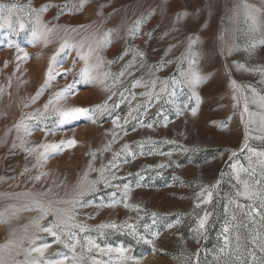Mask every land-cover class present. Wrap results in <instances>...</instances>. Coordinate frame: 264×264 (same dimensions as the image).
I'll return each mask as SVG.
<instances>
[{"label": "rangeland", "instance_id": "374dc122", "mask_svg": "<svg viewBox=\"0 0 264 264\" xmlns=\"http://www.w3.org/2000/svg\"><path fill=\"white\" fill-rule=\"evenodd\" d=\"M0 4L16 5L11 13L7 8L0 13L3 264H43L44 259L63 256L72 264V249L40 230L53 223L60 225L54 230L64 241L79 240L75 248L76 256L82 257L79 264H120L118 253L87 251L89 239L100 248L130 249L127 254L139 264H264V221L255 216L254 223L245 214L251 201L236 196L243 186L232 168L237 166L240 180L264 181V156L259 155L264 139L256 138L264 137V108L259 106L264 97V0H0ZM44 6L47 11L39 12ZM46 28L53 29L46 34L47 43L44 37L34 39L33 31ZM64 43L70 47L60 50ZM90 49L92 79L85 80L78 52ZM54 55L53 78L33 102ZM192 72L206 78L195 88L199 101L188 83ZM67 85L74 94L57 101L55 94ZM49 99L53 104L45 110ZM105 103L107 111L96 108ZM70 107L92 111L61 122L57 109ZM194 107L196 116L191 115ZM33 115L38 119L29 118ZM21 121L27 130L15 127ZM70 139L77 144L68 146ZM46 143L60 147L45 152L40 145ZM109 144L111 149L105 151ZM125 144L132 156L121 151ZM91 152L96 153L94 160ZM116 152L120 156L113 161ZM90 162L96 171L89 170ZM102 166H107L108 186L99 183L75 207L61 202L76 199L84 172L95 180ZM202 190L204 196H198ZM208 191L212 199L204 203ZM233 199L245 205L243 211L229 203ZM206 213L210 215L201 235L197 222ZM112 223L117 227H100ZM128 225L151 243L138 242ZM224 235L229 247L221 254ZM46 243L51 247L44 257L31 251Z\"/></svg>", "mask_w": 264, "mask_h": 264}, {"label": "snow or ice", "instance_id": "6c2138e0", "mask_svg": "<svg viewBox=\"0 0 264 264\" xmlns=\"http://www.w3.org/2000/svg\"><path fill=\"white\" fill-rule=\"evenodd\" d=\"M81 7H83V2L81 3ZM7 8L9 13H11V11L13 9L16 8V5H12L11 7L5 5V4H0V13H2L4 11V9ZM47 11V6L42 7L41 9H39V12H44ZM181 17H177V19H180ZM37 22L39 23V16L37 17ZM139 25V22H137V27ZM2 26V25H0ZM21 27H23V25H21ZM53 31L52 28H46V32H39V31H33V37L36 40L41 39L42 37L45 38V43H47V39H46V34L47 33H51ZM73 31H75V29H73ZM108 36V33L105 34V37ZM192 43H195V41H192ZM66 47H70V45H68L67 43L61 44L60 45V50H63ZM191 47V44H190ZM92 54V49L89 50L88 53L86 54H80L78 52V55H80V58L84 61V67L81 69L80 75L85 79V80H91L92 77L90 75V71L88 68V59L89 56ZM141 56H143V53L140 54ZM25 59H27V54L25 53ZM55 59V55L50 59L49 61V66H48V71L45 73V80H44V84L41 86V89L37 92L36 97H33V102H35V99L43 92V89L47 86H49V81L53 78L51 73H52V60ZM6 66V65H5ZM66 71H71V69H67ZM121 75H123V73H121ZM206 78L201 75L199 72H192L189 78L188 83L192 86L193 88V95L196 96L195 93V88L198 87L202 82H204ZM139 83V82H137ZM175 83V81H174ZM136 85H134L135 87ZM232 86L234 88L238 87L236 85L235 81H232ZM72 88V85H67L65 88H63L60 92H57L55 94V99L57 101H59L61 98H63L65 96V94H74L71 93L70 90ZM255 94V93H254ZM236 97L234 96L233 99H235ZM109 99H111V97H109ZM197 101H199V97L196 96ZM254 103L256 101H253ZM53 104V100L49 99L48 103L44 105L45 110L48 109L49 105ZM27 106V105H25ZM119 105H116V107H118ZM259 106L261 108H264V97L260 98V103ZM96 108L98 110H100L101 112L107 111V104L105 103V105H97ZM58 114L61 117V122H63L65 119H76L80 116H86L89 114L90 111H92L91 109L88 108H83V107H70L67 109H57ZM245 112H248V107H247V101L245 102V108H244ZM191 115L192 116H196L197 115V108H192L191 109ZM30 119H38V117H36L35 115L29 117ZM92 123H96L95 119L92 120ZM116 121H113V124L116 125ZM166 126V125H165ZM15 127L17 129H20L21 127H24L25 130H27L26 126L23 124V121L17 123L15 125ZM148 128H152L151 124L147 125ZM261 131H264V115L261 116ZM30 134V133H29ZM257 139H264V137H256ZM114 139H115V135H114ZM246 139H247V135H246ZM149 142H151L149 140ZM166 143H173V141H165ZM63 143V142H61ZM68 146H75L77 144V141L75 139H70L67 141ZM15 146V145H14ZM40 147H42L45 152H54L56 150L59 149L60 145L54 144V143H46V144H42L40 145ZM140 147H143V143L140 144ZM111 149V144L106 145L105 146V151H109ZM27 151H34V149L28 150ZM123 152H126L129 156H132L133 153L129 150V146L127 144H125L122 148ZM45 152H42L40 155L43 158ZM90 155L92 156V159H95L96 153L95 152H91ZM170 155V154H169ZM233 155H235V153H233ZM260 156H264V152L259 153ZM120 156V152H116L113 154V161ZM113 161H109V166L115 167V164L113 163ZM261 164L264 165V161H261ZM160 167H162V165H160ZM233 171L237 173V181L238 183L242 184V190H238L236 192V196L237 197H243L249 201H251V203L249 205H247L246 207L248 208V211L245 213L250 219L253 220V222L255 223V216H258L260 218L261 221H264V181L262 180H254L253 182H249L248 180H240L239 178V170L237 169V166L234 164L232 166ZM89 170L91 171H96V169H94L92 167L91 162L89 163ZM107 170V166H102L99 169V173L100 176L98 179L95 180H90L89 179V171L86 170L83 174V177L81 178L79 184L77 185V188L79 189V191L77 192L76 199H73L72 201H61L62 203H71L73 205V207H75V205L77 203H79V198L85 196L88 192H92L95 191L96 189V185H98L99 183L103 182L105 184V186H108V180L106 179L104 173ZM255 171V169H253V172ZM44 175H46V173H44ZM262 176H264V173H262ZM113 179H115V175H113L112 177ZM37 180L40 179V176L36 177ZM219 183V181H217V184ZM215 187V185L213 186ZM125 194H127L128 191V186L125 185ZM198 196H204V190H202L200 193L197 194ZM212 195L213 193L211 191L207 192V196L204 197L203 202L204 203H209L211 202L212 199ZM229 203L231 204H235L236 207L238 209H240L241 211L244 210L245 205L240 204L237 200L233 199L230 200ZM257 203H258V207H257ZM109 207H114L115 205H108ZM197 207H199V204L196 205ZM125 207H130V205H128L127 203H125ZM138 207V206H136ZM31 210V209H29ZM48 213L45 211L44 215H47ZM55 215V214H53ZM155 215V214H153ZM208 213H206L203 217H201L198 220V228L196 229V231L198 233H200L201 235L203 234V231L205 229V225L208 221L209 218ZM44 216H41V219H43ZM69 219H71V217H69ZM233 220H235V216H233ZM61 223H64V221H61ZM60 225L57 223H53L50 227H40V230L42 232L48 233L51 236L55 237V243L57 244H63V246L65 248H70L73 251V256L71 257L72 259V264H79V260L82 259V257H77L76 253H75V248L76 245L79 244V240H76L75 243H69L64 241L63 239H61V235H59L54 229L58 228ZM74 227H79L80 231L83 232L85 229L83 227V225H73ZM39 227V225H38ZM100 227H111V228H116L117 225L115 223L109 224V225H101ZM128 227L131 229V235L139 242L141 240H143L145 243H151V241L145 240V238L142 235H139L135 228L132 225H128ZM147 227V226H145ZM171 227V225L169 226ZM224 233H228L229 232V227L225 226L223 229ZM66 235L71 236L70 233H65ZM154 235H158V233L154 234ZM224 239V246L221 247L219 249V252L221 254H224L226 252V249L229 247V238L227 235H224L223 237ZM239 239V236H237V240ZM256 237L253 238V243L256 242ZM88 245L89 247L87 248V251L91 252L93 249H98L100 252L104 253V254H108V253H118L119 254V261L120 264H123V262L128 261V260H133L134 264H139V261L134 260L133 257H131L130 255H128L127 253L130 252V249H125V248H100L99 245H97L93 240L89 239L88 240ZM51 245L50 244H43L41 247H32L31 251L32 252H36L39 253V255L41 257H44V253L45 251L50 248ZM236 252L240 251L239 245H237V248L235 249ZM261 251L264 252V241H262L261 243ZM69 259V257L67 256H63L62 259H44L43 260V264H66V261ZM237 260H240V256L237 255L236 256ZM0 264H3V261L0 260ZM34 264H40V262H34ZM93 264H98V262L93 261Z\"/></svg>", "mask_w": 264, "mask_h": 264}, {"label": "bare ground", "instance_id": "6f19581e", "mask_svg": "<svg viewBox=\"0 0 264 264\" xmlns=\"http://www.w3.org/2000/svg\"><path fill=\"white\" fill-rule=\"evenodd\" d=\"M45 253H46V251H45Z\"/></svg>", "mask_w": 264, "mask_h": 264}]
</instances>
